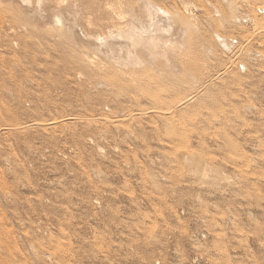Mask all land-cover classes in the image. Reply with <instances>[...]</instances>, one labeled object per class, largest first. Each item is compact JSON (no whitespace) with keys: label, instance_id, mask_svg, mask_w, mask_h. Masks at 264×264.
Wrapping results in <instances>:
<instances>
[{"label":"rangeland","instance_id":"374dc122","mask_svg":"<svg viewBox=\"0 0 264 264\" xmlns=\"http://www.w3.org/2000/svg\"><path fill=\"white\" fill-rule=\"evenodd\" d=\"M31 1L0 0V264H264V0H152L193 24L180 108L171 82L146 99L90 72L82 29Z\"/></svg>","mask_w":264,"mask_h":264},{"label":"bare ground","instance_id":"6f19581e","mask_svg":"<svg viewBox=\"0 0 264 264\" xmlns=\"http://www.w3.org/2000/svg\"><path fill=\"white\" fill-rule=\"evenodd\" d=\"M25 1H29L30 4L32 2L31 0H24V2ZM38 1H39V4L42 5L44 2L42 4L40 2L45 1V0H38ZM52 1L55 3L56 7L60 9V11L62 9L63 13L66 14V17L72 21V23L71 21H69L68 23L67 22L69 20L68 19L66 20L67 22L66 23L64 19L63 20L61 19L62 16L61 18H59L60 16L58 15L57 19L55 17V20H57L56 22L62 24L59 26L55 22V26L58 25V27L57 26L56 27L57 28L60 27V29L63 30L61 33L64 32V35L66 36V35H69V33H67L66 31L71 30L70 27H69L70 30L67 27L66 28L68 30H65V28L63 29V27L61 26H64V25L68 26V24H72V26L76 25L78 26L79 30L82 29V35L84 36L83 37L84 40L87 39L85 41L89 42L87 43L88 44L87 46L85 44L84 46L82 44L83 42L82 43L80 42L81 40L77 42V39L75 37L76 36V31H75V32H72V34L73 35L75 34V35L71 36L72 38H70L69 36L70 39L68 40L70 41L68 42V44L72 48L71 47H68V48L72 52H75L76 55H78V58L82 60L83 64L90 70V72L94 74H100V76L102 75L106 80L110 81V83L112 84L125 85L126 86L125 89H127V91H130L129 93L135 97L140 95V97L142 96L141 98L148 99L149 97H153L155 95L157 96V94L163 93V87H165L167 84H170L171 82L170 85L175 86L174 89L176 90V95L178 94L177 96L178 99H175L173 97V103H174L173 105H175V107H178V108L186 107L190 103L196 100L197 93L195 92V90L197 87V83H196L197 81L195 80V82H192L193 79L195 78L191 79L192 74L191 72H189L190 66L192 65L191 63H193L196 60H192L193 58L191 60L189 59L191 62L189 61L188 62L191 65L187 62L188 58L193 57L191 55H195L193 54L194 46L192 45V41H191L192 35L190 36L192 32L191 25H193L191 23L192 22L191 20L186 19L184 17L182 18L181 15L179 16V14L178 15L170 14L168 9L160 6L159 4H157L156 2L152 0H141L142 1V2L140 1L142 4L141 7H138V8L135 7L134 10L133 8L131 9L129 7L128 5L129 3L127 4L126 2H124L123 4H120V6L123 7V8L121 7L120 9H124V11H128L132 13V15L130 16L131 19L129 18L130 13L127 14L128 12L126 13L124 12L125 13L124 15L122 12L123 14L122 16V14L120 13L121 10L119 11V9L117 10L112 9L111 5L115 4L114 6H117L118 2L116 4L115 2L113 3L110 1V3L112 4L108 5L106 3H101V2H106V0L99 1L98 3L97 1L91 3V1L93 0H90L89 1L90 3L86 2L89 5L86 4L87 6L84 5V7L86 6V11H87L86 13H88V11H92L96 13L95 14L96 16L94 17L97 21H95L93 18L92 19L94 21H92L90 17L91 22H87V24L85 25V23H81V21L79 20L80 18L79 19L77 18V16H80L79 13H77L78 14L77 15L75 13L77 12L76 10L74 12L76 15L73 13L75 9L74 8L75 2L72 3V1L74 0H70V2H68V0H57V1L52 0ZM140 2L138 1V4ZM71 3L73 4L74 9H71L72 7ZM46 4L48 7L49 3H46ZM126 4L128 8H130L131 11H129V9H125L127 7ZM135 4L137 6V2ZM40 5L39 7H41ZM81 5H83V3ZM51 6H53V4ZM52 8L53 7H51V11H52ZM43 9L44 8L41 7L40 10H43ZM77 10L79 12V9ZM44 13L45 12L43 11V14ZM46 13H50V10L49 12H46ZM39 14H42V12ZM56 14H58V12ZM126 14L128 15L127 18H129V21L128 19L127 21H125L126 19L124 18V16L126 17ZM51 16L52 15L50 14V17ZM66 17L65 19H67ZM31 18H34V17H31ZM85 19L86 18H84L83 20ZM63 21L65 24L63 23ZM234 22H240V20L235 18ZM28 25H31V24L29 23ZM175 27H178L177 29L178 31L177 30L175 31L181 33L179 39L176 38L177 36L175 38H170L172 31H174L173 28ZM53 28H54V31H56L55 27H52L49 29L52 30ZM57 32L60 33L59 31ZM219 35H218V39L221 45L227 49L226 51L228 50L230 51V49H232L233 47L232 44L230 45V43L227 42V40L224 37H221ZM80 36H78V38ZM174 36H171V37H174ZM59 37H64V36L62 35ZM66 38H68V36ZM61 39H65V38H61ZM59 41L62 42L63 40H59ZM64 42L66 41H63L62 43L66 44ZM200 49H202V47ZM195 64L196 65H192L193 67H191V70L195 71L196 68L199 69V65H197L198 63L196 62ZM195 66L197 67L194 68ZM200 66H202V64ZM198 69L197 71H199ZM188 72L191 78H189V80H186V78L189 77L187 74ZM98 85L103 86L104 82L101 81L98 83ZM105 85L107 86L106 83ZM188 89L191 90L192 92L187 96L186 99L181 98L179 100V97L183 95V93H185ZM147 102H149V100ZM194 157L195 156H193V158ZM189 164L192 167L194 166L198 172H201L202 174L204 173L205 163L199 157L198 159L191 158L189 160Z\"/></svg>","mask_w":264,"mask_h":264}]
</instances>
